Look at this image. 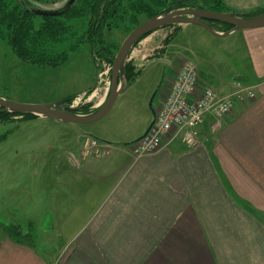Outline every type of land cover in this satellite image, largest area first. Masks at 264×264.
Listing matches in <instances>:
<instances>
[{
	"label": "crops",
	"instance_id": "obj_1",
	"mask_svg": "<svg viewBox=\"0 0 264 264\" xmlns=\"http://www.w3.org/2000/svg\"><path fill=\"white\" fill-rule=\"evenodd\" d=\"M210 34L207 53L189 60L220 93L241 80L256 98L237 103L216 129L207 114L195 148L175 140L135 157L127 143L152 117L132 138L72 134L56 155L65 181L36 184L47 198L34 210L52 225L31 234L32 245L1 229L0 264H264V27ZM88 136L100 142L86 152Z\"/></svg>",
	"mask_w": 264,
	"mask_h": 264
},
{
	"label": "rangeland",
	"instance_id": "obj_2",
	"mask_svg": "<svg viewBox=\"0 0 264 264\" xmlns=\"http://www.w3.org/2000/svg\"><path fill=\"white\" fill-rule=\"evenodd\" d=\"M67 1L35 3L43 10H57ZM224 1L223 12L239 15L264 6V0ZM175 26L156 30L132 49L129 60H134L141 68L138 80L119 94L110 112L100 120L69 124L38 115L23 117L15 114L10 120L0 121V225L19 224L22 232L30 235L50 228L53 220L41 219L34 210V202L39 199L45 203L47 198V188L38 189L36 184L65 181V162L60 159L56 165V155L72 134H98L104 130L103 134L112 141L120 137L132 138L138 134V128L140 132L146 126V120L150 118L151 121L152 117L153 121L150 100L157 88L159 95L173 78L175 67L181 61L191 59L193 51L206 52V46L211 48L206 39L211 34L203 26L188 24L178 30ZM172 33L174 35L166 45L164 39ZM126 36L122 29L105 32V39L116 42L119 47ZM72 42V38L68 39L63 47L68 49ZM143 53H149V56L142 58ZM111 65L106 60L95 63L89 47L82 45L59 66L36 67L18 58L0 38V97L30 104H60L72 99L69 107L75 109L88 104L93 111L109 92L106 87L110 89ZM106 89L108 92L104 95ZM81 98L78 104L72 105ZM157 99L156 95L152 107ZM85 180L90 183L91 179ZM2 230L0 228V235ZM60 239H55V249L61 246Z\"/></svg>",
	"mask_w": 264,
	"mask_h": 264
},
{
	"label": "trees",
	"instance_id": "obj_3",
	"mask_svg": "<svg viewBox=\"0 0 264 264\" xmlns=\"http://www.w3.org/2000/svg\"><path fill=\"white\" fill-rule=\"evenodd\" d=\"M36 1L55 2V0H0V38L6 41L18 58L41 68L59 66L82 45L89 47L95 63L98 60L112 63L119 46L116 42L105 39L106 31L122 29L128 34L144 20L175 9L200 8L222 12L225 5L224 0H75L68 7L65 4L60 8L63 12L59 15L40 16L35 11L43 9L36 5ZM261 13H264V6L241 16ZM76 22H79V25ZM226 26L227 29L232 27L230 24ZM180 27L181 25L175 26L176 30ZM174 33L164 39L166 45L171 41ZM70 38L73 42L66 49L63 45ZM140 72L141 68L131 60L127 61L126 87L137 80ZM71 100H64L60 106L68 107ZM73 110L81 114L92 112L88 104ZM15 114L19 113L0 111V121L10 120ZM137 141L127 144L133 145ZM0 228L12 239L32 245L31 235L23 233L19 224H1Z\"/></svg>",
	"mask_w": 264,
	"mask_h": 264
},
{
	"label": "built area",
	"instance_id": "obj_4",
	"mask_svg": "<svg viewBox=\"0 0 264 264\" xmlns=\"http://www.w3.org/2000/svg\"><path fill=\"white\" fill-rule=\"evenodd\" d=\"M106 88L109 90V87ZM107 89L104 95L107 94ZM158 92V99L153 107V121L145 136L132 145L135 157L155 153L175 140L189 148H195L200 144L198 125L207 114L215 117L212 128L216 129L221 119L233 112L237 103L256 98L255 86L241 80L234 81V87L229 93H220L189 59L179 63L167 88L159 95ZM82 99L75 100L72 105L78 104ZM101 103L100 101L98 106ZM99 142L95 137L88 136L86 152L98 146Z\"/></svg>",
	"mask_w": 264,
	"mask_h": 264
},
{
	"label": "water",
	"instance_id": "obj_5",
	"mask_svg": "<svg viewBox=\"0 0 264 264\" xmlns=\"http://www.w3.org/2000/svg\"><path fill=\"white\" fill-rule=\"evenodd\" d=\"M74 1L75 0H68L66 6L68 7ZM62 12V9L35 11V13L40 16H54L59 15ZM213 23L230 24L232 27L224 32H218L214 28ZM185 24H198L215 35H227L236 30H249L264 27V13L252 16H241L232 12H221L200 8H179L168 13L150 17L132 29L121 43L111 65V82L109 92L105 100L94 111L81 114L75 112L73 108L69 106L59 108V106L63 104V101L60 102V104H30L20 103L1 97L0 111H9L19 114H33L64 123H92L100 120L110 112L119 94L126 88L125 65L129 60V55L132 49L138 46L136 43L142 37L149 35L158 29L166 26ZM157 90L152 95L150 107ZM147 131L140 138L145 136Z\"/></svg>",
	"mask_w": 264,
	"mask_h": 264
},
{
	"label": "flooded vegetation",
	"instance_id": "obj_6",
	"mask_svg": "<svg viewBox=\"0 0 264 264\" xmlns=\"http://www.w3.org/2000/svg\"><path fill=\"white\" fill-rule=\"evenodd\" d=\"M64 106H59V108H63Z\"/></svg>",
	"mask_w": 264,
	"mask_h": 264
}]
</instances>
